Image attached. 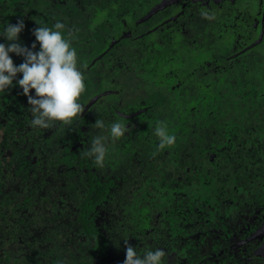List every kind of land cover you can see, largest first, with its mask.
<instances>
[{
    "label": "flooded vegetation",
    "instance_id": "af4514ba",
    "mask_svg": "<svg viewBox=\"0 0 264 264\" xmlns=\"http://www.w3.org/2000/svg\"><path fill=\"white\" fill-rule=\"evenodd\" d=\"M14 2L35 23L69 22L86 88L81 113L48 128L0 91V264H122L125 240L164 249V264H264V0ZM168 55L176 66L164 70ZM154 89L170 92L175 115L163 151L154 128L168 113ZM196 89L208 118L190 120ZM114 121L128 130L106 142L100 168L84 153ZM197 139L202 162L173 149Z\"/></svg>",
    "mask_w": 264,
    "mask_h": 264
},
{
    "label": "clouds",
    "instance_id": "9594fccd",
    "mask_svg": "<svg viewBox=\"0 0 264 264\" xmlns=\"http://www.w3.org/2000/svg\"><path fill=\"white\" fill-rule=\"evenodd\" d=\"M204 15L213 18L207 13ZM24 29V20L18 19L16 23H7L0 31V37L6 41L0 42V91L13 87L14 82L22 89L27 96L32 127L48 128L54 121L69 123L82 111L79 97L86 88L77 49L72 46V34L65 37V25L60 21L52 27L38 26L32 29L35 39L27 46L20 42ZM11 54L22 57V62L15 64ZM93 127L104 129L106 125L102 119H97ZM107 127L109 135L92 137L84 153L100 168L104 167L108 151L106 142L118 140L128 130V126L119 121ZM154 134L158 138L157 151L170 148L176 142V136L168 132L163 121L157 122ZM125 245L122 264H164L166 253L162 248H149L141 254L127 240Z\"/></svg>",
    "mask_w": 264,
    "mask_h": 264
},
{
    "label": "trees",
    "instance_id": "16d2710c",
    "mask_svg": "<svg viewBox=\"0 0 264 264\" xmlns=\"http://www.w3.org/2000/svg\"><path fill=\"white\" fill-rule=\"evenodd\" d=\"M15 0H5V2H2V0H0V31L3 30L4 26L7 24V23H16V21L18 19H23L24 22H25V29L23 30V32L20 34V42H22L21 40H34V36L32 35V29H34L35 27H38V26H46V27H52L57 21H61V16L60 17H57L58 15L56 14H51V18H47L46 14L45 16H41L40 14V19L38 21V23H35V20L33 19V14L31 15V13L29 12H26L25 10L21 9V8H17L15 5L17 4L16 2H14ZM16 1H19V0H16ZM65 18V17H64ZM34 20V21H33ZM69 21V20H68ZM64 25H65V29L63 30L64 31V34L65 36L69 33L68 29L69 27L67 26L68 23H67V20L64 21ZM119 22H117L118 24ZM67 26V28H66ZM78 30H76L77 32ZM75 32V35H77V33ZM0 42H6L4 41V39L2 37H0ZM172 55V54H171ZM14 57V56H12ZM169 55L166 56V57H163L161 60H164V63L166 64L165 66L163 65L162 68L164 67V70H167V68H173L174 65L176 64L175 60L171 59L169 60ZM158 58H155V62H157ZM15 64L19 63V62H16L14 61ZM156 68H157V65H156ZM149 75H152L153 74L150 72ZM18 78H19V74H18ZM33 93H34V90H32ZM5 93H8L10 92V95L15 98V99H18V98H21V99H27V96H25L22 92V89L18 86V85H15V82H14V86L9 88V89H6L4 90ZM4 93V94H5ZM222 93V92H221ZM191 95H189V101H192L193 104H197V111L193 112L192 115L189 117L190 120H192L191 118H193V116H202L203 113H205L204 115L208 118V115H206V109L205 108H202L204 105H205V101H206V93L205 91H201V90H198L196 89V91H191L190 93ZM223 94V93H222ZM222 94L218 93V98H215V100H213V104L212 106H216V108L220 107L219 105V100L220 98H222ZM152 96H160L159 99H157V103L160 104L163 108L162 110H164V112L168 113L166 116L163 115L161 117L158 118V122L160 121H163L165 123V119L167 117L169 118H174L175 115H173V113H169L168 111V108L170 106V100H171V94L170 92H167V91H162V90H158V89H154V93L152 94ZM150 96V97H152ZM211 99V98H210ZM219 101V102H218ZM173 106V105H172ZM175 108H178L179 106L176 105L174 106ZM181 107H183V105H181ZM0 109H8V107H1L0 106ZM160 110H161V107H160ZM185 114V111L183 110H179V108L177 109V113L179 114L180 112ZM180 113V114H181ZM181 114V115H183ZM167 121V120H166ZM205 122V121H204ZM167 124V128L168 127H171L174 125L173 122H168V123H165ZM204 124V123H203ZM201 129L205 127L203 126H199ZM198 128V127H197ZM195 126L192 127V130H191V134H199V133H202L204 132V135H205V131L203 130L202 132H200L198 129H197ZM206 130V129H205ZM185 140V139H183ZM193 142L196 141V143H198L199 145V148H196V147H192V143H188L186 141H183L181 144H178L176 145L173 149H180V150H185V152H188L187 153V157H190V154L189 153H192L193 157L196 161L199 162H202L205 158H206V147L203 146V142H200L201 140H192ZM172 147V146H171ZM196 149H200L201 152H197ZM184 152H181V154H183ZM169 176L168 172H167V175L166 177ZM173 182H174V179L173 177H167V180L165 182L166 184V190L167 191H172L173 190ZM169 189V190H168ZM46 236V235H45Z\"/></svg>",
    "mask_w": 264,
    "mask_h": 264
},
{
    "label": "rangeland",
    "instance_id": "374dc122",
    "mask_svg": "<svg viewBox=\"0 0 264 264\" xmlns=\"http://www.w3.org/2000/svg\"><path fill=\"white\" fill-rule=\"evenodd\" d=\"M167 46H169V47H171L172 45L171 44H167ZM174 52V49L172 50V53ZM173 54H175V53H173ZM166 64H164V66H165ZM174 66H176V64L174 65Z\"/></svg>",
    "mask_w": 264,
    "mask_h": 264
}]
</instances>
